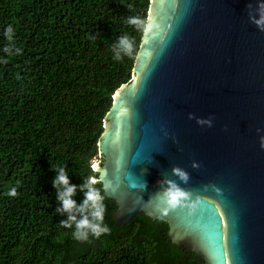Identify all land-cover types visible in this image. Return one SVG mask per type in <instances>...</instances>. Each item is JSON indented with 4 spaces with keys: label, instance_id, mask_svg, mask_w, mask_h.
Here are the masks:
<instances>
[{
    "label": "water",
    "instance_id": "1",
    "mask_svg": "<svg viewBox=\"0 0 264 264\" xmlns=\"http://www.w3.org/2000/svg\"><path fill=\"white\" fill-rule=\"evenodd\" d=\"M262 4L149 0L146 17L155 16L159 33L141 35L91 160L115 203L114 227L142 212L202 264H264ZM168 181L192 193L191 214L161 213L154 197Z\"/></svg>",
    "mask_w": 264,
    "mask_h": 264
},
{
    "label": "trees",
    "instance_id": "2",
    "mask_svg": "<svg viewBox=\"0 0 264 264\" xmlns=\"http://www.w3.org/2000/svg\"><path fill=\"white\" fill-rule=\"evenodd\" d=\"M148 5L0 0V264H202L171 242L166 223L142 212L114 227L115 203L100 183L92 187L104 197L103 221L93 217L91 202L84 208L103 117L114 90L131 78L142 35L127 21L145 18ZM9 25L14 31L6 36ZM119 37L131 42L132 57L124 56ZM13 187L17 195L9 196ZM63 199L73 207L64 209ZM84 218L110 232L75 240Z\"/></svg>",
    "mask_w": 264,
    "mask_h": 264
},
{
    "label": "clouds",
    "instance_id": "3",
    "mask_svg": "<svg viewBox=\"0 0 264 264\" xmlns=\"http://www.w3.org/2000/svg\"><path fill=\"white\" fill-rule=\"evenodd\" d=\"M261 8L264 9V4L261 5ZM262 21H264V16H262V20L257 21V23L259 24ZM127 22L128 24L135 26L136 30L140 31L146 39H155L159 33L160 26L155 16L145 18L133 16L129 17ZM13 31L14 30L12 29L11 25H9L5 30L6 36H8L10 33H13ZM119 45L124 51V56L132 57L134 55V52L132 51V44L127 37H119ZM123 57L118 55L114 59L121 60L123 59ZM6 62L7 61H5V63ZM261 147L264 148V144H262ZM60 170L62 173L63 169L61 168ZM98 170L99 169H97V171ZM173 172L178 175L182 181H184L185 183L187 182L188 175L186 172L182 171L179 168L173 169ZM58 180L62 184H67V179L63 174L58 177ZM97 183H99V179H97L96 177H91V179H89V191L87 193V199L84 203V208H87L89 206V202H91V206L95 209V211L92 213L93 217L97 221L102 222V214L105 211V205L99 204L98 201H101L102 199H104V197L100 196L99 189H95L92 187V185ZM168 185L169 186L166 189H164L161 193H157L154 197L161 213L167 215L170 210H177L179 208L180 210H186L187 212H189V214H191V212L197 208V205L195 203H186L189 201L192 193L183 189L176 181H168ZM72 192L73 188L69 187L64 195L68 196ZM7 194L9 196H16V188L13 187ZM63 207L66 210L71 209L73 207V201H71L70 199H63ZM84 208H81L80 211H83ZM73 219L74 217H69V221ZM60 224L61 226L66 228L71 227V224H69L68 221H60ZM85 229H87L88 231H85ZM89 232L92 236L99 238L102 234L109 233L110 228L107 225L101 227L98 223H90L87 218H84L76 223L75 231L72 233V236L77 241H87Z\"/></svg>",
    "mask_w": 264,
    "mask_h": 264
},
{
    "label": "rangeland",
    "instance_id": "4",
    "mask_svg": "<svg viewBox=\"0 0 264 264\" xmlns=\"http://www.w3.org/2000/svg\"><path fill=\"white\" fill-rule=\"evenodd\" d=\"M95 162L97 163V158L95 159Z\"/></svg>",
    "mask_w": 264,
    "mask_h": 264
}]
</instances>
